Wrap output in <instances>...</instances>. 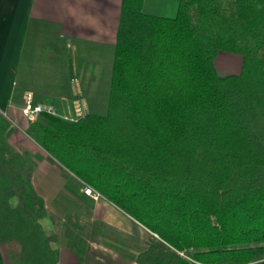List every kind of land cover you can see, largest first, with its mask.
<instances>
[{
    "label": "trees",
    "instance_id": "trees-1",
    "mask_svg": "<svg viewBox=\"0 0 264 264\" xmlns=\"http://www.w3.org/2000/svg\"><path fill=\"white\" fill-rule=\"evenodd\" d=\"M143 4L122 0L107 113L43 111L26 131L158 234L140 264H264V0H179L175 17ZM222 52L240 73L219 74ZM13 128L0 111V244L16 264H57L64 225L79 264H96L98 231L45 208Z\"/></svg>",
    "mask_w": 264,
    "mask_h": 264
},
{
    "label": "crops",
    "instance_id": "crops-1",
    "mask_svg": "<svg viewBox=\"0 0 264 264\" xmlns=\"http://www.w3.org/2000/svg\"><path fill=\"white\" fill-rule=\"evenodd\" d=\"M178 7L179 0H144L143 11L175 17ZM121 8L122 0H0V111L14 126L9 143L31 170L45 208L62 220L73 213L93 218L100 206L112 212L115 207L85 194L81 180L27 133L24 98L31 93L36 104L65 119L77 118L79 108L97 114L100 93L108 108ZM215 65L220 75L238 74L242 59L222 52ZM59 232L57 264H79L64 225ZM118 248L123 252H101L100 263L140 264L125 252L128 246ZM0 264H16L3 244Z\"/></svg>",
    "mask_w": 264,
    "mask_h": 264
},
{
    "label": "rangeland",
    "instance_id": "rangeland-1",
    "mask_svg": "<svg viewBox=\"0 0 264 264\" xmlns=\"http://www.w3.org/2000/svg\"><path fill=\"white\" fill-rule=\"evenodd\" d=\"M102 97L103 94L100 93V99L97 100L98 105L94 111L97 114L105 115L107 113V98L105 99ZM80 112L81 113L77 118L84 115L81 109ZM77 118L69 119L74 120ZM81 182L83 184L84 192L86 187H90L94 191L93 195L87 194L88 196L94 198L97 201L101 200L109 204L111 203L99 191L95 190L93 186L85 184L83 181ZM111 204L115 207L114 212H112L111 210L108 211L104 207L100 206V210H97L95 212L93 218L87 215H78L76 213L69 214L68 216L72 217V220H77L79 226L85 229L86 232H89L90 230H92V228L94 231H98V235L96 237H92L88 242L90 255L92 256L96 264H101L100 260L97 258V256H99L101 252H103L104 250H112L114 252L115 250H117L123 252L122 250H120V248H118V246L120 247L122 245H126L128 246V248H130L129 251L125 250V252L129 253V255L133 256L137 261L140 250L144 248L146 242H148L152 238L159 239V236L158 234L152 232L144 225L130 217L116 205H114L113 203ZM108 212L110 213L109 215ZM68 216H66L62 221L64 222ZM105 220H108L107 223L105 222ZM128 220H130L132 223H129L130 221ZM181 255H184V253L181 252Z\"/></svg>",
    "mask_w": 264,
    "mask_h": 264
},
{
    "label": "built area",
    "instance_id": "built-area-1",
    "mask_svg": "<svg viewBox=\"0 0 264 264\" xmlns=\"http://www.w3.org/2000/svg\"><path fill=\"white\" fill-rule=\"evenodd\" d=\"M23 110L25 114L31 118L34 119L36 116H38L43 111H48L54 114L52 108L43 106L41 104H36L34 102L33 95L31 93L26 94L24 98V107ZM80 111V108H79ZM85 193L88 195H93L94 191L90 187L85 188ZM97 197V196H95Z\"/></svg>",
    "mask_w": 264,
    "mask_h": 264
}]
</instances>
